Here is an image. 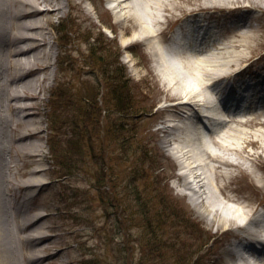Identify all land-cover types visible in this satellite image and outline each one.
<instances>
[{
  "label": "rangeland",
  "instance_id": "obj_1",
  "mask_svg": "<svg viewBox=\"0 0 264 264\" xmlns=\"http://www.w3.org/2000/svg\"><path fill=\"white\" fill-rule=\"evenodd\" d=\"M222 5L231 10L238 6ZM84 6L86 12L89 11L91 14L86 16L79 9L71 10L72 14L80 17L76 20L82 24H79L78 28L67 18L69 8L61 18H55L54 24L50 26L52 49L55 53L65 55L66 60L64 58L62 68L55 72V82L47 80L44 83V85L50 83V87L41 95V102L38 105L40 116H33V120L41 122L40 128L44 132L38 140L44 143L46 152L42 163L44 185L31 189L29 196L32 197L33 210H38L42 215L48 214L43 224L46 229H50L49 233L56 237L52 243L44 244L43 251L40 250L39 253L50 257L55 255L60 247H67L65 256L56 259L58 264L59 261L66 264H182L183 259L187 261V258L189 264H198V261L199 264H255L260 257L252 248L256 245L254 237L259 233L257 230H264V224L251 229L255 232L252 238L240 241L239 237L243 236L242 231L245 232L241 225L248 224L251 219L258 220L257 214L264 207V168L262 169L256 161H251L247 163V169L245 165L233 169L236 177L229 180L222 177L216 179L215 171L208 170L207 173L212 180H206L205 190L207 193L212 191L215 196V200L210 201V207L215 209L225 205L236 210L240 206L251 214L248 220L239 218L236 224L228 220L227 227L218 223L219 218L209 223L194 209L190 196L186 195L187 191L181 185L179 174L183 171L182 161L174 155L176 145L170 146L163 141L165 130L176 125L182 126L176 116L184 115L181 120L189 119V123L193 124L196 109L206 111L208 114L216 111L220 83L226 79L210 80L212 77L219 75L224 78V75L233 71L231 74L234 77L226 83L245 78L246 83L247 80H252L258 84L264 76L262 37L257 45L262 47L261 50L252 53L225 52L223 56L214 58L209 68L205 67L209 71L207 74L205 71L201 73L200 70H194L193 78H186V74L180 69L181 48L174 43L172 35L175 27L195 18L211 17L207 20L209 36L206 39L209 40L208 44H212L208 50L216 53L219 50L215 48V43L224 37L230 40L239 27H242L239 26L242 24L239 16L251 17V24L256 26L259 21L255 18L261 16V10L254 9L250 13H241L243 15L233 13L227 16L217 10H200L218 7L214 0H173L166 12L160 8L155 9L160 24L151 19L141 23L133 12L129 11L131 17L118 23V27L121 26L119 38L113 43L116 34L112 29H108L110 26L107 23L110 21L106 14L102 13L105 7L103 0H85ZM135 11L147 12L145 2L138 1ZM185 13L187 15H184ZM170 15L174 18H169ZM59 30L63 34L60 42L66 39L68 51L65 53L60 50L63 45H59V41L56 43ZM87 30L92 33V39L85 41ZM144 30H155L153 41L155 47L151 45L150 40L135 41L137 37L145 39ZM195 52L199 51H192L194 56L204 57V54ZM91 53L95 54L97 61H101V65L89 57ZM241 54L247 57L242 58ZM193 59L200 60L189 56V60ZM244 60L245 64L242 63ZM158 61L160 66L157 64ZM233 62L236 63L237 69L229 70ZM68 63L70 67H67ZM117 64L126 70L124 77L117 76L118 80L127 81L128 91L132 93L129 97L132 100H128L127 104L129 112L124 116H122L124 113L117 111L111 103L112 94L108 93L106 87L108 81L105 80L112 76L106 74V69L109 67L112 73L116 70ZM161 64L174 69L177 73L175 77L186 87L188 83L193 82L194 85L201 79L200 77L204 79L210 74L200 86L204 94L203 100L196 98L189 101L192 105L187 104L182 110L172 112L170 106L184 103L185 100L172 98L173 93L169 91L167 76ZM57 65L58 61L47 73L50 75L52 71L54 72ZM247 66L246 73L242 76L241 72ZM53 89L61 95L57 96L56 100H50L55 94L52 92ZM68 94L71 100L64 107L66 100H62V97ZM87 99L95 104V112L87 106L88 103L84 101ZM238 102H231L233 108L231 112L234 113H226V119L231 120L236 113L239 119H250L253 125L240 127L232 119L229 127L243 132H260L264 135V127L260 125L264 122L262 110L264 100L247 105ZM197 103L202 105L197 106ZM250 107H255L254 112H247ZM140 111L148 112L141 116ZM27 112L31 114L36 110L31 109ZM120 123L124 125V132L118 131L121 128ZM180 128L176 133L179 136L187 138L185 132H195L200 138L199 141L203 138L197 129L187 131L183 126ZM224 130V134L229 132L228 128ZM231 130L233 131H230V134L234 132L233 128ZM213 138L214 136L210 138L208 144L203 142L210 148L211 154L221 152ZM259 139L262 142L264 137ZM247 151L263 154L256 145H251ZM222 152L232 162H243L238 155L228 153L224 149ZM141 154L146 160L152 157L153 165L148 162L142 163L144 158ZM204 154L201 156L203 163L206 162ZM212 165L211 161H208L207 166ZM29 169L30 167L23 169L22 173ZM146 169L147 171H144ZM226 171L227 169H223V172ZM134 174L137 194L133 191L128 192L130 189L128 182ZM215 180L219 188L215 187ZM222 185L225 187L220 191ZM13 192L15 193L14 190ZM128 193L129 195H126ZM19 196L16 195L15 199H19ZM142 202L149 206L141 209ZM161 202L170 205L167 210L169 217L157 221L158 217H154L158 215L155 210L157 207L162 208ZM175 205L179 207L178 210H174L175 213L180 215L187 213L191 219L188 218L186 221L184 215L172 217L171 211ZM145 210L149 211L148 217L153 218L152 221L144 216ZM182 210L185 213L181 212ZM221 216L232 217L229 213H221ZM251 227L252 225H249L248 228ZM51 229H55L56 232L53 233ZM155 234L156 238L153 237ZM233 241L243 243L248 249L244 251L243 247L238 246L232 247L234 250L231 249ZM161 247L162 256L159 251ZM23 252L28 254L30 250L24 249ZM180 253L182 255L177 257ZM50 263L56 264L55 260Z\"/></svg>",
  "mask_w": 264,
  "mask_h": 264
},
{
  "label": "bare ground",
  "instance_id": "obj_2",
  "mask_svg": "<svg viewBox=\"0 0 264 264\" xmlns=\"http://www.w3.org/2000/svg\"><path fill=\"white\" fill-rule=\"evenodd\" d=\"M74 1L0 0V264H45V262L51 264L50 261L52 260H55V263L58 264L56 259L65 256L68 249L67 247H60L58 252L50 257L42 256L39 253L44 248V244L52 243L56 237L50 234V229H46L43 224L45 216L48 214L42 215L38 210H33L31 206L32 197L29 196V192L31 189L34 190L44 185V178L42 177L44 169L42 163L46 152L44 143L38 140L44 132L40 128L41 122L39 120H33V116H40L38 105L41 102V95L50 87V83L49 85H44V83L47 80H53L55 82V72L62 68L61 65L66 60L65 55L55 53L52 49L50 26L54 24V19L61 18L62 14L68 8L69 15L67 18L77 28L81 23H78L76 20L80 17L72 14L71 10L79 9L86 16L91 14L89 11L86 12L84 6L85 0ZM138 1L145 2L147 12L143 11L139 13L135 11V8L138 6ZM172 1L103 0L105 7L102 13L106 14L108 21H110L109 23L106 22L110 26L108 29H112L113 33L116 34L112 42L115 43L118 41L119 28H121V26L118 27V23L131 17L129 11L133 12V15L141 23H146V20L151 19L153 22L156 21V24H160L155 9L160 8L166 12L171 7ZM214 1L218 4V7L200 10H217V12L220 11L228 16L233 13L237 14L243 11L260 9L261 16L255 18L259 21V24L254 26L245 22L242 27H239L240 29H238L237 33L230 37V40L228 37H224L215 43V48L217 47L219 50L216 53H213L212 50L195 52L197 54H204L202 58L200 56H194L192 52L187 53L184 48L180 49V69L182 73L186 74V78H193L194 70H200L201 73L205 71V74H207L209 71L205 67L208 66L209 68L213 59L218 58L219 55L223 56L225 52L252 53L262 49V47H258L257 45L262 40V37H264V0ZM110 3H115L113 5L114 7L109 6ZM246 3L248 5H245ZM222 4L238 6L231 10ZM184 15H187V13ZM168 17L174 18L173 15ZM205 19L209 20L211 17ZM60 24L62 25V22ZM58 32L56 43L59 41L58 44L63 45L60 50L65 53L68 51L66 39L60 42L63 34L60 33V30ZM144 33L145 39L137 37L136 39L134 38L135 41L150 40L151 45L155 47L153 44L155 30H144ZM67 40L69 41L68 38ZM189 56L191 58H200V60H189ZM240 56L242 58L247 57L245 54H241ZM57 61L58 65L54 72L52 71L49 75L47 72L52 70ZM238 61L239 59L236 63ZM163 63L165 62L163 61ZM236 63L233 62L228 69L233 70L236 68ZM242 63L245 64L246 60L242 61ZM157 64L160 66V61ZM248 66L244 68L245 70L241 72L242 74L246 73ZM67 67H70V63H68ZM161 67L167 76L169 91L173 93L172 98L185 100L184 103L170 106L172 112L175 113L179 109L182 110L187 104L192 105L189 101L196 100V98L203 100L204 94L200 86L206 77H210V74L205 76L204 79L200 77L201 79L197 80V83L194 85L193 82L191 84L188 83L186 87L175 77L176 72L174 69L170 66L168 68V66L163 64H161ZM232 72L226 75L222 74L224 78L216 75L210 80H231L234 77L231 74ZM41 74L44 76L41 77ZM54 85L51 86L54 87ZM52 92H54V89ZM54 93L50 100H56L57 96H61L56 92ZM255 107H250L247 109V112H254ZM31 109H35L36 112L28 113L27 111ZM262 110H264V107H262ZM198 116L200 118L202 117V119L204 118L201 113ZM176 118L181 120L183 115H178ZM232 119L240 127H250L253 125L250 119H239L236 113ZM231 120L225 119L220 132L213 138V142L221 152L211 154L212 151L205 144H201L202 147H196L200 138L195 132H185L187 138L179 136L176 134L181 129L178 125L169 127L164 131L165 136L163 141L164 144H170V146L173 144L176 145L173 152L182 161L181 168L183 170L179 174V178L182 180L181 185L185 187L184 190L187 191L186 195L190 196L194 209L199 215L206 218L209 223H213L219 218L218 223L224 225V227L228 226V220L232 224H236L239 218L248 220L251 214L245 208H240V206L236 210H232L225 205L215 209L210 207V201H214L215 196L212 191L209 194L205 190L207 185L206 180H212L210 174L207 173L208 170L211 171L212 169L215 171L216 179L222 177L223 179L229 180L235 176L233 169L242 165H245L247 169V165L249 164L247 162L248 160L252 162L256 161L262 169L264 168V140L261 142L259 139L260 137H264V135H261L260 132H243L239 129L236 130L234 127H229V123L232 122ZM260 125L264 127V122ZM225 128L229 129L227 134H224ZM232 128L234 132L230 134V131H233L231 130ZM190 129V131L196 130L192 126ZM194 136L197 137L195 138L197 140H194ZM220 139L222 141H219ZM251 145H256L261 149L263 154L251 151L246 152L247 148ZM203 148H206V150ZM222 148L228 153L240 156L243 162L235 163L230 161L222 152ZM205 152L207 153L204 154ZM202 154L206 157L205 163H203L204 160L201 158ZM208 161H211V165L214 162L215 165L207 166ZM27 167H30V169L22 173L23 169ZM223 169H227V171L223 172ZM214 184L216 188H219L216 180ZM224 187L223 185L220 186V191ZM16 195H20L19 199H15ZM221 213H229L232 217H223ZM251 221V228L241 226V228L246 229L245 232L243 231V241L252 238L255 234L251 229L257 227L258 221L254 219H251ZM51 231L53 233L56 232L55 229H51ZM24 249H28L30 252L25 254L23 252ZM59 264H66V262L59 261ZM255 264H264V261L256 260Z\"/></svg>",
  "mask_w": 264,
  "mask_h": 264
},
{
  "label": "trees",
  "instance_id": "obj_3",
  "mask_svg": "<svg viewBox=\"0 0 264 264\" xmlns=\"http://www.w3.org/2000/svg\"><path fill=\"white\" fill-rule=\"evenodd\" d=\"M86 33H87V39H85V41L91 40L92 39V33L91 32H88V30L86 31ZM89 57L90 58H93V59H95L97 61L94 53H91L89 55ZM97 62L100 65L102 64L101 61H99V60ZM120 66L117 64L116 70L114 72H112V73H110L111 69L108 67L106 69V74L107 75H112V76L109 77V78H105V80L108 81V83H107L108 85H106V87L108 89V93L111 92V94H112L111 103L114 104V106H115V108H116L117 111H119L121 113H124V114H122V116H124L126 113L129 112L127 110V104H128V100H132V99H129V97L131 96L132 93H129V91H128L127 81H125V80H123V81L118 80V77L117 76H120L121 75V76L124 77L125 76V71H126L125 69H123L122 66L121 67ZM113 75L115 76L116 79L115 78L113 79ZM117 87H118V89H117ZM62 100H66L64 102V104H63L64 107H66L67 104L69 103V100H71L70 99V95L69 94L68 95H63ZM84 101L86 103H88L87 106H90L91 107L92 112H95L96 111L95 104L90 99H87V100H84ZM97 104H98V102H97ZM145 112H148V111H140L139 114L142 116ZM119 128L120 129H118V131H120V132H124L125 131V130H123L124 125H122L121 123L119 125ZM115 134H116V132H115ZM100 139L101 138H99V141H100ZM121 145H122V147L124 146L123 143ZM141 157L144 158L142 154H141ZM146 162L150 163V165L152 166L153 163H154V160L152 159V157L151 158H148L147 160L144 158V161H142V163H146ZM144 171H147V169L144 170ZM135 175L136 174H134V177L132 179L130 178V181L128 182V187H130V189L128 190V192H132L133 191V193L137 194L136 188L134 186V180L136 179V176ZM126 195H129V193L126 194ZM160 204H161L162 208H158L157 207V209H156L157 211L155 210V212L158 214L157 216H154V217H158L157 218V221H162L166 217H169V216H167V210L169 209V206L170 205L168 206L164 202H161ZM140 205H141V209H145L147 206H149V204H145V202L140 203ZM157 206H159V204H157ZM178 209H179V207L177 205H175V207L172 208V211H171V216L172 217H181V216L184 215L183 217L186 219V221H187L188 218L191 219V217L188 216L187 213L186 214H183V215H180V214L174 212V210H178ZM181 212L185 213V211H183V210ZM143 214L150 221L153 220V218L148 217L149 211L146 212V210H145L143 212ZM132 215L134 216V214H132ZM153 237L156 238L157 235L155 234ZM159 251L161 252V256H162L163 248L161 247V250H159ZM181 255H182V253H180L177 257H179ZM188 260H189L188 258H187V261H186V259H183L184 262L182 264H189L188 263ZM175 261H176V259H175ZM176 263H178V261H176ZM178 264H180V263H178ZM198 264H199V261H198Z\"/></svg>",
  "mask_w": 264,
  "mask_h": 264
}]
</instances>
